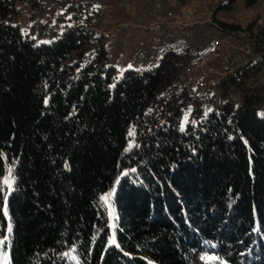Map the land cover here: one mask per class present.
<instances>
[{
  "label": "trees",
  "instance_id": "1",
  "mask_svg": "<svg viewBox=\"0 0 264 264\" xmlns=\"http://www.w3.org/2000/svg\"><path fill=\"white\" fill-rule=\"evenodd\" d=\"M44 1L0 0L3 264H264V25L246 27L256 59L197 94L181 72L203 47L175 38L119 70L91 0H58L48 43L24 32L19 16ZM120 169L112 230L103 196Z\"/></svg>",
  "mask_w": 264,
  "mask_h": 264
},
{
  "label": "built area",
  "instance_id": "2",
  "mask_svg": "<svg viewBox=\"0 0 264 264\" xmlns=\"http://www.w3.org/2000/svg\"><path fill=\"white\" fill-rule=\"evenodd\" d=\"M176 1L146 0L135 12H132L135 0H116L115 9H110L103 2L96 9L92 20L99 23L103 19L107 25L135 30L137 42L133 57L142 65H152L159 50L175 38H181L193 47H203L204 51L183 68L181 77L194 90L204 92L232 73L235 52L251 53L256 35L247 31V26H244L236 33H224L217 38L200 37V24L206 20L201 21L197 14L189 10L184 12L177 9ZM258 8L260 12H264V0L259 2ZM217 29L220 30L218 27Z\"/></svg>",
  "mask_w": 264,
  "mask_h": 264
},
{
  "label": "rangeland",
  "instance_id": "3",
  "mask_svg": "<svg viewBox=\"0 0 264 264\" xmlns=\"http://www.w3.org/2000/svg\"><path fill=\"white\" fill-rule=\"evenodd\" d=\"M92 8H98L103 2L110 6V9H115L116 0H91ZM262 1V0H260ZM226 0H185L184 3L180 5V10L186 12L189 10L191 13H195L200 17L201 21L206 20L200 24L199 33L200 37L205 36L208 39L217 38L224 35L225 32L220 31L214 25V19L212 15L215 14L217 20L223 21L225 23L237 24L241 27L253 24L252 28L258 30L261 25H264V12H260L258 5L254 8H245L242 0H237L232 6L228 9H223L221 4L225 3ZM177 5V3H176ZM134 6V5H133ZM178 6V5H177ZM178 9V8H177ZM65 12V5L58 2V0H45L42 8L37 12L33 13L27 9L26 12L22 13L19 16L18 22L21 26V29L24 32H27L32 36L37 43L50 42L57 36L61 34L62 23L58 22L56 17L63 15ZM135 12V8L132 10ZM121 16V12L119 13ZM211 19V21H208ZM213 19V20H212ZM91 26L93 29H97L99 32L106 35L105 42L110 50L111 60L116 65L117 69L123 70L126 67H137L143 66L134 59V48L137 42V38L133 35L134 31L130 28H121L115 25H107L103 19H100V22L91 20ZM133 33V34H132ZM252 33V32H251ZM182 45H189L187 41L179 38ZM169 42V41H168ZM167 44V43H166ZM191 46V45H190ZM192 49L197 47L191 46ZM195 50V51H196ZM253 47L250 54H242L240 52H235L232 59V66L235 68L233 63L243 62V61H254L256 55L253 53ZM157 57L154 58V61ZM193 59H190V61ZM184 79V78H182ZM185 80V79H184ZM186 81V80H185ZM189 83V82H188ZM258 84L264 83V69L261 72L259 79L257 80ZM251 88L254 86H250ZM197 94L201 91L195 90ZM207 91H204L206 93ZM251 91H248V95ZM205 97V95H204ZM203 98V97H202ZM233 104L235 108H238L241 104L239 92H234L232 94ZM260 110L258 113L260 116L264 117V100L260 103ZM134 144L133 133L130 132L128 138L127 149L131 148ZM124 173V170L120 169L118 176L113 181L112 186L108 192L103 196V199L106 202V207L110 215V228L114 229L115 223V209L112 203V195L114 193L115 187L118 183L119 177ZM6 180H12L11 168L8 167L4 175V182ZM7 186H10L9 183H5ZM4 257L0 258V264H3ZM211 260V259H210ZM219 264H228L224 260H220Z\"/></svg>",
  "mask_w": 264,
  "mask_h": 264
},
{
  "label": "crops",
  "instance_id": "4",
  "mask_svg": "<svg viewBox=\"0 0 264 264\" xmlns=\"http://www.w3.org/2000/svg\"><path fill=\"white\" fill-rule=\"evenodd\" d=\"M184 1L185 0H177L176 2H177V8L179 9L180 8V5L182 4V3H184ZM145 2H146V0H135V2H134V8H135V11H137V10H139L144 4H145ZM118 27H120V26H118ZM121 28H126V27H121ZM134 32V34L133 35H135L136 36V32H135V30H133ZM127 68V67H126Z\"/></svg>",
  "mask_w": 264,
  "mask_h": 264
},
{
  "label": "snow or ice",
  "instance_id": "5",
  "mask_svg": "<svg viewBox=\"0 0 264 264\" xmlns=\"http://www.w3.org/2000/svg\"><path fill=\"white\" fill-rule=\"evenodd\" d=\"M5 183H9V185H10V181L9 180H6ZM113 243H115V241H113Z\"/></svg>",
  "mask_w": 264,
  "mask_h": 264
}]
</instances>
